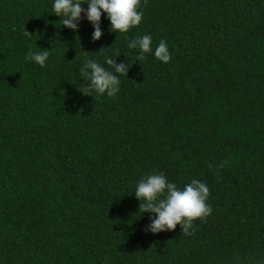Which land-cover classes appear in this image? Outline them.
<instances>
[{
    "label": "trees",
    "instance_id": "1",
    "mask_svg": "<svg viewBox=\"0 0 264 264\" xmlns=\"http://www.w3.org/2000/svg\"><path fill=\"white\" fill-rule=\"evenodd\" d=\"M53 2L0 0V264H264V0H141L137 27L103 14L97 41ZM105 56L130 67L119 92L85 95L79 69ZM154 171L209 187L192 236L144 230L134 190Z\"/></svg>",
    "mask_w": 264,
    "mask_h": 264
},
{
    "label": "clouds",
    "instance_id": "2",
    "mask_svg": "<svg viewBox=\"0 0 264 264\" xmlns=\"http://www.w3.org/2000/svg\"><path fill=\"white\" fill-rule=\"evenodd\" d=\"M85 3L87 8L82 7ZM144 4H147V0H144ZM140 8L141 0H54L52 13L61 18L63 27L73 31H78L79 22L86 18L94 28L92 40L97 41L103 35L100 27L103 14H106L110 21V31L127 33L142 22L144 13ZM24 35L31 38L33 34L25 29ZM127 46L130 49L138 48L137 60L142 61L145 59V53L153 51L152 37L149 34L138 36L131 39ZM103 49L101 48L99 52ZM49 55L47 49L36 52L29 50L25 59L44 67ZM154 55L164 63L170 61L171 53L165 40L159 42ZM104 62L108 65L107 68L95 60L85 58L83 66L79 69L80 76L87 82L82 90L79 89L85 95L95 93L98 96L106 94L108 97H114L119 92L121 83L119 77L127 75L130 67L125 62L116 63L115 58L109 56L104 57ZM227 163L226 160L221 162L220 167L226 166ZM134 195L140 201L138 211L141 214L145 212L154 214L150 215V223L144 229L153 234L173 231L179 224L182 235L192 236L195 232L194 222L197 219L205 221L213 211L207 202L210 195L209 187L195 178L180 188L169 182L163 172L154 171L139 179Z\"/></svg>",
    "mask_w": 264,
    "mask_h": 264
}]
</instances>
